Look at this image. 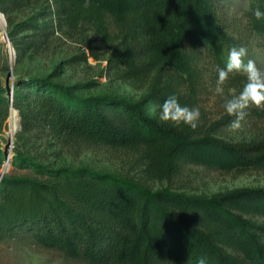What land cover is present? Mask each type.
I'll list each match as a JSON object with an SVG mask.
<instances>
[{"label": "trees", "instance_id": "trees-1", "mask_svg": "<svg viewBox=\"0 0 264 264\" xmlns=\"http://www.w3.org/2000/svg\"><path fill=\"white\" fill-rule=\"evenodd\" d=\"M248 1L264 11V0ZM0 14L17 53L42 51L60 28L82 25L109 45L108 22L114 38L105 69L122 81L147 83L145 94L128 102L77 95L76 85L54 80L55 70L14 79L11 105L19 129L8 167L30 173L0 174V239L21 233L86 264H196L200 257L207 264H264V223L250 219L264 217V188L209 196L150 190L87 167H51L22 150L32 134L59 144L79 139L135 149L143 177L158 181L184 164L264 172V135L228 142L184 124L158 122L146 112L150 106L160 110L170 95L183 106L181 88L193 91L198 79V48L224 66L231 41L214 0H0ZM249 25L264 41V19L252 14ZM85 56L81 51L70 59ZM228 81L235 87L246 82L239 74ZM7 95L0 84V133ZM3 157L0 144V164Z\"/></svg>", "mask_w": 264, "mask_h": 264}, {"label": "rangeland", "instance_id": "rangeland-1", "mask_svg": "<svg viewBox=\"0 0 264 264\" xmlns=\"http://www.w3.org/2000/svg\"><path fill=\"white\" fill-rule=\"evenodd\" d=\"M216 11L222 18V27L231 43L224 52V63L231 47H245L248 59L264 70V41L249 28L253 7L248 0H214ZM0 17V84L11 87L18 76H46L52 70L57 71L55 81L63 85H76L75 93L80 96L112 95L128 102H136L147 91L146 82H128L117 79L115 73L107 71L106 58L113 45L114 31L107 22L110 32L109 45L103 44L99 37L92 34L88 25H82L72 31L60 28L51 37L48 47L42 51L15 52L5 36V24ZM85 53L83 61L73 62L70 58ZM90 51V52H89ZM90 53V54H89ZM198 79L193 91L181 88L183 106H198L200 123L196 130L207 133L228 142L260 139L264 135V108L251 106L241 121V128L231 131L229 124L235 119L223 108L224 97H230L233 90H242L241 85L232 86L227 81L223 93L216 92L218 66L205 49L196 50ZM245 76L242 73H235ZM235 74H230L233 77ZM246 80V77H245ZM156 121L160 110L147 107ZM171 123V122H167ZM18 131V130H17ZM15 134L12 145L14 147ZM6 138L3 130L0 133L1 147ZM23 151L32 154L42 164L51 167H87L99 172H107L120 177L137 181L150 190L167 188L187 195L209 196L233 188H264V172L249 169L245 171L222 172L206 169L198 165L184 164L178 173L167 180H150L143 177V160L135 149L115 148L102 144L87 143L79 139L65 140L64 143H53L43 140L41 134H32L25 141ZM0 166V174L22 175L29 171L16 170ZM7 169V170H6ZM6 170V171H5ZM255 223H264V217H250ZM0 264H86L83 261L63 255L61 252L37 245L28 236L16 234L13 237L0 239Z\"/></svg>", "mask_w": 264, "mask_h": 264}, {"label": "clouds", "instance_id": "clouds-1", "mask_svg": "<svg viewBox=\"0 0 264 264\" xmlns=\"http://www.w3.org/2000/svg\"><path fill=\"white\" fill-rule=\"evenodd\" d=\"M255 20L264 19V11L256 7L252 11ZM247 49L241 47H231L228 51L226 61L223 67L216 68L218 79L216 81V92L223 93V85L228 81L230 74L242 73L246 77L242 90L230 97H224L223 108L229 116L235 119L229 124L231 131H237L241 128V121L247 115V109L251 106L264 108V70L259 69L256 63L248 59ZM200 109L198 106H182L175 95H170L160 106L159 120L162 122H171L179 126L184 124L191 130H195L200 123ZM196 264H207L205 257L197 259Z\"/></svg>", "mask_w": 264, "mask_h": 264}, {"label": "built area", "instance_id": "built-area-1", "mask_svg": "<svg viewBox=\"0 0 264 264\" xmlns=\"http://www.w3.org/2000/svg\"><path fill=\"white\" fill-rule=\"evenodd\" d=\"M7 99H8V111H7L5 124L3 127V133L5 135V138L8 139V141L5 142L2 146L4 151V157L2 163L0 164V166H3L4 168L8 167V160L13 150V145H12L13 134H15L16 131L19 129L17 111L11 105V87H9L8 89Z\"/></svg>", "mask_w": 264, "mask_h": 264}, {"label": "water", "instance_id": "water-1", "mask_svg": "<svg viewBox=\"0 0 264 264\" xmlns=\"http://www.w3.org/2000/svg\"><path fill=\"white\" fill-rule=\"evenodd\" d=\"M0 17L2 18L1 20H2V22H3V24H4V19H3V17H2V15L0 14ZM8 141V139H6V141L5 142H7Z\"/></svg>", "mask_w": 264, "mask_h": 264}]
</instances>
